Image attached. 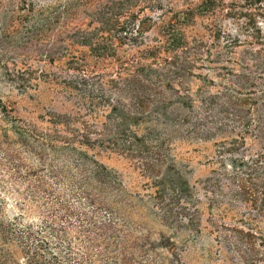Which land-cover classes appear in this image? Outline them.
Here are the masks:
<instances>
[{
	"label": "trees",
	"instance_id": "trees-1",
	"mask_svg": "<svg viewBox=\"0 0 264 264\" xmlns=\"http://www.w3.org/2000/svg\"><path fill=\"white\" fill-rule=\"evenodd\" d=\"M180 1L30 4L29 40L51 42L42 55L59 71L0 62L22 95L52 83L69 104L49 111L38 130L0 96V166L27 183L25 200L42 209L45 231L76 232L78 250L96 257L86 264H186L183 247L152 232L149 218L186 232L183 244L228 229L227 264H264V151L249 145L264 140V43L217 27L200 35L197 19L224 11V1ZM182 143L214 146L204 156L209 175L196 184ZM95 152L133 162L145 192H131ZM28 262L53 264L39 252Z\"/></svg>",
	"mask_w": 264,
	"mask_h": 264
},
{
	"label": "rangeland",
	"instance_id": "rangeland-1",
	"mask_svg": "<svg viewBox=\"0 0 264 264\" xmlns=\"http://www.w3.org/2000/svg\"><path fill=\"white\" fill-rule=\"evenodd\" d=\"M223 1L224 11L197 19L198 34L208 38V29L217 27L232 39L240 36L244 40L250 36L251 40L264 43V0ZM54 2L55 0H0V62H8L10 68L16 64L18 68L32 66L33 70L45 69L51 75L59 71L58 64H45V53L42 55L46 48L50 49L51 42L48 44V41L42 43L29 40V32L34 27L25 20L30 4L39 8ZM95 9L92 7L88 12H94ZM97 66L103 68V64ZM4 74L5 71L0 68V96L3 102H9L14 108V114L26 124L44 130L48 124L43 118L49 111H67L69 104L54 84L41 82L36 90L22 95L15 85L4 80ZM1 118L0 114V120ZM2 127L4 124L0 121V131ZM249 145L252 151H264V140H257L255 143L250 141ZM213 150L212 143L204 146L188 143L179 145L180 158L183 163L189 164L191 184H196L209 175L210 169L204 164V156ZM4 156V151L0 150V160ZM95 159L119 174L131 192H145V179L129 159L110 152H95ZM26 185L24 179L16 180L0 166V264H29L28 260L34 252H39L43 259L51 260L53 264H77L82 260L86 264L84 260L96 258L93 253L78 250L79 247L74 244L78 240L76 232H67L65 238L60 235L63 232L45 231L42 209L36 203L25 200ZM208 219L209 215L205 214L203 225L209 226ZM226 223L230 224V221ZM148 225L153 227L152 232H164L176 239L179 248L183 247L186 264H227L224 257L227 248H232L231 241L235 235L228 229L219 228L214 232L205 229L198 237L191 236L188 244H183L182 238L188 235L186 232L168 230L153 218H149ZM148 230H139L138 233L146 234ZM69 242L74 246L72 251L67 247ZM219 252L222 253L221 258L218 256Z\"/></svg>",
	"mask_w": 264,
	"mask_h": 264
}]
</instances>
